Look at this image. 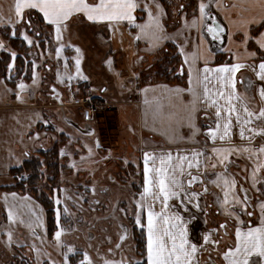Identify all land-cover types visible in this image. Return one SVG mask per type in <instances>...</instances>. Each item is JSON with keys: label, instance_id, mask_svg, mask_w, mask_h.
Here are the masks:
<instances>
[{"label": "rangeland", "instance_id": "rangeland-1", "mask_svg": "<svg viewBox=\"0 0 264 264\" xmlns=\"http://www.w3.org/2000/svg\"><path fill=\"white\" fill-rule=\"evenodd\" d=\"M2 2L6 1L0 0V41L5 48L0 49V58L3 52H15L16 57L20 54L21 58L25 54L24 50L19 53L11 47L1 33L3 30H7L11 38L23 39L27 34L34 43L29 45L24 39L26 43L23 42L27 47L32 46L34 54L30 74L27 68L13 87L2 77L6 70L3 64L0 66V187L25 180L21 173H13L14 169L39 150L58 147L63 169L52 180L46 178L41 181L36 193L38 198H47L52 208V235H49L47 219L46 234L38 239L35 235L30 238V232H26L29 228L27 223L13 220V229L0 215V264H63V253L67 249L58 247L54 236L58 230L57 208L60 210L59 226L65 229L62 242L76 249L75 254L69 257L70 264H80L85 252L93 264L121 260L124 264H135L137 260L146 264L145 249L138 246V240L145 231L134 223L136 201L141 195L136 107L127 109L114 103L112 116L97 118L93 131L85 133V125L80 122L85 120L81 115L83 112L75 107L71 110L67 105L70 93L75 95V90L88 94L86 96L102 92L106 98L118 102L131 97L133 89H137L134 78L140 73L138 69L135 72L136 47L131 48L127 40H123V44L118 43L116 38L106 33L105 26L91 27L81 21L67 23L62 28L60 40L56 39L53 27L39 34L41 23L37 15L31 16L33 26L25 28L24 20L17 22L13 19L9 23L10 16ZM196 4L199 0H195ZM180 5L182 3L178 8ZM13 30L15 37L11 36ZM61 47L63 51L57 57V49ZM165 53L167 55H163L168 58L169 51ZM76 59L81 60L80 75H77ZM14 67L15 64L12 69ZM16 69L12 73L7 71V78H14ZM68 76L74 78L69 81ZM60 77L65 78L63 83ZM21 83L26 85L23 90L18 87ZM51 88L62 93L67 109L55 105ZM30 93L35 96L34 102L28 99ZM37 133L39 139L36 138ZM62 151L65 155H61ZM23 195H30L46 210L37 196ZM3 197L0 192V200ZM57 199L61 201L60 205L56 204ZM9 232L12 234L11 242ZM125 233L127 238L120 242Z\"/></svg>", "mask_w": 264, "mask_h": 264}, {"label": "crops", "instance_id": "crops-1", "mask_svg": "<svg viewBox=\"0 0 264 264\" xmlns=\"http://www.w3.org/2000/svg\"><path fill=\"white\" fill-rule=\"evenodd\" d=\"M5 1L6 3L2 2L1 4L9 13L10 17L8 19L17 20L15 14L16 0ZM90 2L94 3L98 2V0H90ZM205 2H208V0H205ZM138 3L140 7L134 13L136 16L135 23L145 24L148 22V12L145 10V5L151 9L154 16L159 17L162 29L160 34L163 39L155 45L145 36H141V39L137 40L136 37L141 35L140 30L129 24L128 21L96 23L89 21L84 14H76L66 24L81 21L91 27L105 26L107 28L106 33L111 38H116L118 43L127 40L131 48L136 47L135 72L137 69L138 71L149 69L153 65L151 56L161 52L167 45L170 44L175 47L181 59L182 70L186 76L185 84L172 85L162 81L138 87L135 83L137 89H133L131 97L128 96L119 102L106 98L102 92L99 95L115 103V105L121 104L127 109L130 106L136 107V129L139 151L141 152V194L145 185V153H150L156 157L154 163L152 161L149 162V167L156 168L160 165L161 155L166 157L168 153H171L174 166L179 168L181 164L184 165V174L183 176H178V179L183 180L185 185L190 179L188 176L189 171L193 176H199L202 179V183L195 184L191 188L186 187L185 189L186 191L200 194L199 203L201 209H203V211L192 209L196 219L188 225L189 238L194 243H197L199 249L195 254L194 264H227V261L223 259V254L237 244L236 228L241 227L242 230L247 231V227L241 226L236 217L244 220L245 225L251 227L260 226L261 219H264L261 213V205H264V153H259V149L264 147V136L255 135L248 131L249 128L257 130L264 128V120H256L253 117V123L245 126V138L242 139L239 134L240 125L233 119L231 138H226L225 140L217 138L213 142L209 131L216 128L215 108L200 104L193 121L195 129L198 130L194 134L193 128L188 126L187 120L180 121L178 119V117L186 114L185 106L192 100L188 92L190 87L188 71L190 65L185 63L184 54L189 55L191 58L192 54L199 52L201 55L195 62V67L201 70L205 66V58L209 61L207 66L210 68L223 66L224 64L241 63L246 65L236 74L237 91L244 97V101L237 103V108L241 110L240 114L243 116L242 104L247 102L249 110L258 114L264 108V98L259 96L258 89L261 86V82L252 71V67L258 66L264 60V48H261L258 43L259 40L264 39V0H212L210 12L225 27L223 42L212 40L209 34H203L191 26L185 27V19L190 25L193 19L198 18L199 4L196 6L197 10L190 13L188 10L183 9L184 7L181 8V5L178 8L180 3L183 5L184 0L178 1L177 10H175L178 24L176 27L169 28L167 23L168 12L161 0H138ZM157 4L160 5L163 12L156 8ZM28 11L37 12L42 22L49 25L43 18V14L38 10L26 9L24 15ZM53 29H55L54 26ZM181 48H183L184 54H181ZM206 49L210 51H205ZM253 53L255 54L254 56L252 55ZM213 84H210L209 87L214 91ZM175 88L184 89V92L177 97L174 93L167 91V89ZM144 89H149V91L145 93ZM29 90L31 91V89ZM197 91H202V85L197 88ZM74 92L77 91L75 90ZM28 99L30 102H34L35 96L33 93L28 94ZM145 99L148 100V104H145ZM54 102L57 105V102ZM158 112H161L165 117L162 123L157 115ZM220 123L222 125L223 121ZM92 124L93 126L95 125L94 122ZM214 149H220V151L217 152ZM245 149H248V151H245ZM195 153H202V155L194 159ZM183 157H188V159L184 160ZM224 157H227V159H224ZM188 163H192L194 166L189 169L187 167ZM197 163H199V168L195 166ZM254 174L256 176L255 185L253 184ZM221 175L237 182V195L240 199H243V190H247L249 193L247 196H250L251 204L247 205L246 210L239 203L235 205L230 203L226 207L231 212V215L227 214L225 207L222 206L224 196L223 182L221 181L220 187L212 183L213 180H216ZM205 187L208 190L207 192L204 191ZM0 192L3 193L4 197H8L7 203L4 197L0 200V215L2 219L7 221L6 223L11 224L13 229V220L18 223H27L29 228L26 232H30V238L35 235L40 239L42 235L46 234V212L35 199L30 197V195L24 196L20 194L10 184L1 186ZM12 193L16 194L15 199H13ZM229 199L231 200V195ZM176 203L173 200L170 205H175ZM9 209L14 213V219L12 220L8 218ZM155 210L157 212L161 210L159 202L156 203ZM176 210L170 207L169 213ZM248 213H252V215L249 216ZM180 214L185 217V220L189 218V213L181 211ZM36 216L42 217L43 227L36 226ZM144 223H146V213ZM221 224H226V229L220 228ZM214 229L217 231L213 232ZM144 231L146 241V227ZM210 232L212 233L211 239L218 241V244L209 243L201 247L203 236ZM146 256L147 251L145 248V258Z\"/></svg>", "mask_w": 264, "mask_h": 264}, {"label": "snow or ice", "instance_id": "snow-or-ice-1", "mask_svg": "<svg viewBox=\"0 0 264 264\" xmlns=\"http://www.w3.org/2000/svg\"><path fill=\"white\" fill-rule=\"evenodd\" d=\"M212 0H200L198 5V18L193 19L190 22L185 19V27L196 28L203 34L211 35L212 40H221L224 28L216 21L215 17L210 12ZM140 7L138 0H98V2H90V0H16L15 3V14L17 21H23L24 12L26 9H36L43 14V18L47 23L55 28L56 39L60 40L62 37V28L66 27V22L76 14H84L89 21L96 23L103 22H116L128 21L129 24L140 30V34L136 37L137 40L141 39V36L148 37L153 44H157L163 39L160 34L162 29L158 16H154L151 9L145 5V10L148 12V22L145 24H137L136 16L134 13L137 8ZM156 8L163 12V9L159 4ZM183 8V5H181ZM11 23V21H9ZM29 25L31 21H28ZM11 36L15 37L16 32L13 30ZM23 39L27 41L29 45L34 42L29 38L27 34L23 36ZM202 39V37H201ZM261 48H264V39L259 40ZM5 48V45L0 41V49ZM63 48L57 49L56 55L60 56ZM79 52V49L76 50ZM181 54H184L183 48L180 49ZM205 51H210L206 49ZM11 58L13 62L16 58V53L12 52ZM200 53L192 54L191 58L189 55L184 54L185 63L190 65L189 67V89L188 92L192 97V100L188 105L185 106V115L178 117L180 121L187 120L188 126L193 128L195 134L196 130L194 126L195 114L198 111V105L204 104L209 108H215V116L217 118L216 128L209 131V135L213 142L217 138L225 140L231 138V129L233 127V119L240 125V137L245 138V126L253 123V117L256 120H264V108L259 113H254L249 110L247 102L242 104L243 116H241V110L237 108V103L244 101L237 91V79L236 74L246 65L236 63L232 65L224 64L223 66L210 68L207 66L208 60L204 59L205 66L203 69H197L195 62L200 58ZM255 55L254 53L252 54ZM77 75H80V64L81 60L76 59ZM13 65H9V70ZM35 67V65H34ZM65 67H67V61L65 60ZM252 71L256 74L258 80L261 82L259 87V96L264 98V60H262L258 66H253ZM74 77L68 76L67 79L70 81ZM87 79V77H81ZM64 77H60V82H64ZM214 82V84H213ZM242 83V81H241ZM213 84L212 88L209 87ZM202 85V91L198 92L197 88ZM21 90L26 88V85L21 83L18 86ZM55 91V89H53ZM145 93L149 89H144ZM168 92L174 93L177 97L184 92V89L175 88L167 89ZM223 101V103H221ZM145 104H148V100L145 99ZM162 107V106H161ZM158 117L162 123L165 117L161 112H158ZM221 121L223 124L221 125ZM222 128V131H221ZM248 131L255 135L264 136V128L259 130L249 128ZM219 133V136H218ZM36 138L39 139V134H36ZM96 147H100L99 142H96ZM92 149L89 148L91 153ZM219 152L220 149H214ZM227 151V150H225ZM248 151V149H245ZM259 153H264V147L259 149ZM61 155H65L62 151ZM202 153H195L194 159ZM172 155L168 153L165 157L161 155L160 165L158 168L149 167V162L153 163L156 157L150 153L144 154V174H145V185L143 193L140 195L139 200L136 201V213L134 215V223L140 228L147 229V240H146V264H194L195 254L199 251L197 243H194L189 238L188 225L191 224L195 219L196 211H203L199 203L200 194L196 192L186 191L187 188H191L194 182L199 181L197 176H193L191 172H188L190 179L185 185L184 181L178 179V176H183L185 168L181 164L179 168L172 164ZM187 160L188 157H183ZM227 159V157H224ZM194 165L188 163L187 167L191 169ZM199 168V163L195 165ZM75 167V164L72 165ZM215 167V165H213ZM259 171V169H257ZM223 182L224 196L222 206L225 207L227 214L231 215V212L227 209V205L230 203L235 205L237 203L242 205V208H247V190H243V199H240L237 195V182L234 179H229L223 175L218 176L212 183L217 187L221 186ZM202 183V181H199ZM256 183V176L253 175V184ZM207 192V188L204 189ZM94 192V189H93ZM231 195V200L229 196ZM13 199L16 198V194L12 193ZM7 203L8 197H4ZM27 199V198H25ZM175 200V205H170V202ZM159 202L161 210L157 212L155 210L156 203ZM56 204L60 205L61 201L56 200ZM177 209L175 212L169 213V209ZM123 211V209H121ZM189 213V218L185 220V217L180 213ZM64 212L68 213L67 206L64 207ZM146 213V223H144V217ZM261 213L264 216V205H261ZM249 216L252 213H248ZM8 218L14 219V213L11 209L8 211ZM238 223L241 226L247 227V231L242 230L241 227H237L235 236L237 244L234 248H229L223 254V259L227 261V264H264V219H261L260 226L251 227L246 226L245 221L236 217ZM36 226L43 227V219L40 216H36ZM56 224L58 230L55 231L54 236L57 242V246L64 248L66 247V253H63V264H70V255L75 254L76 249L71 245H64L62 237L65 235V229L60 227V210H56ZM226 224H221L220 228L226 229ZM217 230H213L215 232ZM212 233L205 234L203 236V244L201 247L212 243L218 244V241L211 239ZM9 242H11L12 234L8 233ZM127 236H123L121 239H126ZM120 245H117L119 247ZM39 255V253H38ZM80 264H93L92 258L85 252L83 259ZM105 264H124V261H106ZM135 264H142L141 261L137 260Z\"/></svg>", "mask_w": 264, "mask_h": 264}, {"label": "trees", "instance_id": "trees-1", "mask_svg": "<svg viewBox=\"0 0 264 264\" xmlns=\"http://www.w3.org/2000/svg\"><path fill=\"white\" fill-rule=\"evenodd\" d=\"M162 3L165 5L167 12H168V25L170 27H176L178 22L176 21V5L178 4L177 0H161ZM186 1V2H185ZM187 3V4H186ZM185 4V5H184ZM184 8L188 12H195L197 10V4L195 5V0H184ZM194 6V8L192 7ZM193 8V9H192ZM192 9V10H191ZM53 26L50 25H41L40 30L45 32L46 28H52ZM6 31V33H5ZM2 35L8 39L9 43L11 44V47L15 50H17L19 53L24 52V57L21 58L20 54L15 58V61L13 62L11 55L9 52H3L1 54L0 58V66L3 64L5 68V73L2 75L8 85L15 86L18 83V80L20 79V74H23L27 71L28 68V75L30 74V71L32 70V55L34 54L32 46L27 47L25 45V41L20 38H11L10 35L7 33V30H3ZM25 43H24V42ZM24 50V51H23ZM31 50V51H29ZM28 51V52H27ZM169 51L170 55L167 58L164 55H167L165 52ZM27 52V53H26ZM164 54V55H163ZM152 61L153 65L147 69V70H141L139 75L136 78L135 83L138 87L150 85L153 83L158 82H167L172 85H178V84H185L186 82V76L183 72V66L181 63L180 56L178 52L176 51L175 47L173 45H167L166 48H164L161 52L156 53L155 55H152ZM27 61V62H26ZM16 65L11 70V73L16 69V76L7 78L6 73L9 70V65ZM16 77H18L16 79ZM26 77V75H24ZM23 77V78H24ZM29 78V77H28ZM76 96H82L86 97V93H82L80 91L75 92ZM81 94V95H80ZM79 97V98H82ZM47 169L50 173L48 174L46 172ZM63 169V165L61 164L60 156H59V149L58 147H53L50 150H39V152H36L33 154V156L29 155V159L25 160L22 165L19 167H16L14 169L13 173H21L24 176V179L22 182L21 180L13 185V189L21 194H32L37 196L36 193L39 191V185L41 184V181L44 182L46 178L52 180L53 177L58 176L61 173V170ZM45 170V172H44ZM47 174V177H46ZM44 190V188H42ZM38 198V196H37ZM41 200L43 206L45 207L46 216H47V224L49 229V235H52L54 230V222H53V213L52 208L50 207V203H47V198H38ZM138 246L141 249L146 248V241H145V233L143 232V236H141V240H138Z\"/></svg>", "mask_w": 264, "mask_h": 264}, {"label": "built area", "instance_id": "built-area-1", "mask_svg": "<svg viewBox=\"0 0 264 264\" xmlns=\"http://www.w3.org/2000/svg\"><path fill=\"white\" fill-rule=\"evenodd\" d=\"M53 89H55V91H53ZM57 90L56 88H51V96L56 100L57 105H60L62 109H67V107L64 106V100L62 99L61 94H58L60 91ZM58 95L60 96L61 102H59L57 99ZM67 105L71 110L77 108L81 113L83 112L81 115H84L85 120H80V122L84 125L89 124L92 127V123L97 118L112 116L110 114H113L115 109L114 103L106 100L101 95L95 94L86 96L84 98H76L74 94L70 93V99Z\"/></svg>", "mask_w": 264, "mask_h": 264}, {"label": "water", "instance_id": "water-1", "mask_svg": "<svg viewBox=\"0 0 264 264\" xmlns=\"http://www.w3.org/2000/svg\"><path fill=\"white\" fill-rule=\"evenodd\" d=\"M216 19V21H218L219 22V24L225 29V27H224V25L217 19V18H215ZM224 33V32H223ZM223 33H222V40H223ZM209 37L211 38V35H209ZM212 39V38H211ZM216 41H218V42H221V40H216ZM57 90V89H56ZM58 91V90H57ZM58 94H60V92H58ZM57 99H58V101L59 102H61V100H60V96L58 95V97H57ZM75 126H77L78 128H80V126H78V124H75ZM86 127V128H85ZM85 127H84V132L85 133H90V132H92L93 131V127L91 126V125H89V124H86L85 125ZM81 129V128H80ZM198 178H199V181H202V179L199 177V176H197ZM199 181H197V182H194L193 183V185H195V184H200L201 182H199ZM249 193L247 192V195H248ZM248 203H251V198H250V196H248V201H247ZM127 236V233H125V234H123L122 235V237L123 236ZM121 237V238H122ZM124 240V239H123ZM122 239H120V242L121 241H123Z\"/></svg>", "mask_w": 264, "mask_h": 264}, {"label": "flooded vegetation", "instance_id": "flooded-vegetation-1", "mask_svg": "<svg viewBox=\"0 0 264 264\" xmlns=\"http://www.w3.org/2000/svg\"><path fill=\"white\" fill-rule=\"evenodd\" d=\"M183 9H184V8H183ZM32 15H37V16H38L37 12H33V11H28V12L24 15V18H25V19L23 18V20H24V23H25V24H24V25H25V26H24L25 28H26V27H29V26H33V25H32V18H31ZM9 19H10L9 21L13 20V18H9ZM14 20H15V19H14ZM25 20H27V22H25ZM38 20H39L40 23H41V24H39L40 26H41V25H42V26H43V25H47V24H45V23L42 22V20H41V18H40L39 16H38ZM28 21H31L30 25H29ZM20 22H21V21H20ZM21 26H22V25H21ZM39 29H40V27H39ZM37 32H38L39 34L42 33L41 30H40V31L38 30ZM11 87H13V86H11ZM107 126H108V122H107ZM85 128H86V127H85ZM248 204H250V203L247 202V205H248Z\"/></svg>", "mask_w": 264, "mask_h": 264}]
</instances>
